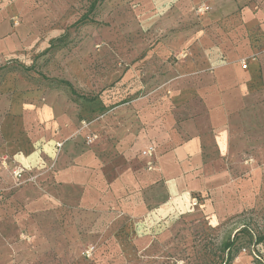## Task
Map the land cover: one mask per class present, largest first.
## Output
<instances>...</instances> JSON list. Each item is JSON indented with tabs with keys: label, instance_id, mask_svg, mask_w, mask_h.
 I'll use <instances>...</instances> for the list:
<instances>
[{
	"label": "rangeland",
	"instance_id": "obj_1",
	"mask_svg": "<svg viewBox=\"0 0 264 264\" xmlns=\"http://www.w3.org/2000/svg\"><path fill=\"white\" fill-rule=\"evenodd\" d=\"M212 1L0 0V118L21 98L68 142L87 143L84 120L97 143L122 146L153 120L167 65L211 27ZM239 130L204 153L202 190L172 199L162 180L145 181L112 201L39 172L17 181L1 137L12 264H264V114Z\"/></svg>",
	"mask_w": 264,
	"mask_h": 264
},
{
	"label": "crops",
	"instance_id": "obj_2",
	"mask_svg": "<svg viewBox=\"0 0 264 264\" xmlns=\"http://www.w3.org/2000/svg\"><path fill=\"white\" fill-rule=\"evenodd\" d=\"M212 6L217 11L209 18L211 27L188 39L185 58L167 65L160 83L167 90L153 120L138 125L135 138L130 135L122 146L115 140L68 142L64 129L55 133L51 114L41 117L33 105L16 98L11 114L0 118L4 154L26 170L42 173L41 180L88 184L96 200L104 194L112 201L128 186L138 197L145 181L162 180L172 199L202 190L208 180L204 153L216 143H228L235 129L256 127L264 114V0H213ZM246 121L252 124L246 126ZM95 130L90 124L85 132ZM60 142L62 153L55 158ZM149 144L157 147L154 169L141 155ZM71 146L75 149L67 151ZM6 172L0 166V175ZM109 204L114 205L105 207ZM6 212L0 202V264H12L9 248L19 247L10 232L13 216Z\"/></svg>",
	"mask_w": 264,
	"mask_h": 264
},
{
	"label": "built area",
	"instance_id": "obj_3",
	"mask_svg": "<svg viewBox=\"0 0 264 264\" xmlns=\"http://www.w3.org/2000/svg\"><path fill=\"white\" fill-rule=\"evenodd\" d=\"M202 10L207 9V7L202 6L201 7ZM242 66L244 68L247 67V63L246 61H243ZM89 127V123L87 121H82V130H87ZM98 134L97 133H93V132H85V140L88 144L93 143L94 141H96L98 139ZM63 143H57V147L61 148ZM141 155L145 158H147V166L148 169H154L156 168V163H157V159H158V152H157V147L155 144H149L147 145L142 151H141ZM2 164L5 167H9L12 169V174L14 176V178L17 181L23 182L26 180H34V177H30L28 179H24V177H26V169L23 166L17 165L14 161H11L8 157V155H5L2 157Z\"/></svg>",
	"mask_w": 264,
	"mask_h": 264
},
{
	"label": "trees",
	"instance_id": "obj_4",
	"mask_svg": "<svg viewBox=\"0 0 264 264\" xmlns=\"http://www.w3.org/2000/svg\"><path fill=\"white\" fill-rule=\"evenodd\" d=\"M95 6V3H94V5H93V7ZM66 84H68L69 86H71L70 85V83H66ZM74 92V91H73ZM263 239H258V241L257 242H261ZM231 245H232V243H227L226 244V247L229 249L230 247H231ZM234 257L232 256L231 257V259H233Z\"/></svg>",
	"mask_w": 264,
	"mask_h": 264
}]
</instances>
